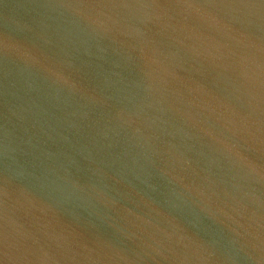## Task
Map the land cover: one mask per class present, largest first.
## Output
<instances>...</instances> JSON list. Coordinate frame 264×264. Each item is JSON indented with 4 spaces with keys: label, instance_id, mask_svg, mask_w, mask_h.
Instances as JSON below:
<instances>
[{
    "label": "water",
    "instance_id": "95a60500",
    "mask_svg": "<svg viewBox=\"0 0 264 264\" xmlns=\"http://www.w3.org/2000/svg\"><path fill=\"white\" fill-rule=\"evenodd\" d=\"M0 264H264V0H0Z\"/></svg>",
    "mask_w": 264,
    "mask_h": 264
}]
</instances>
